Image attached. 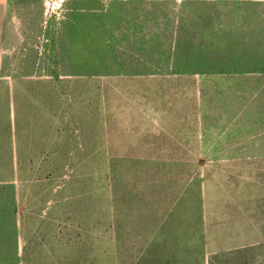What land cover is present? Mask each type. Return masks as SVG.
Here are the masks:
<instances>
[{"label":"rangeland","instance_id":"obj_1","mask_svg":"<svg viewBox=\"0 0 264 264\" xmlns=\"http://www.w3.org/2000/svg\"><path fill=\"white\" fill-rule=\"evenodd\" d=\"M10 22L0 264H264V0H39Z\"/></svg>","mask_w":264,"mask_h":264},{"label":"crops","instance_id":"obj_2","mask_svg":"<svg viewBox=\"0 0 264 264\" xmlns=\"http://www.w3.org/2000/svg\"><path fill=\"white\" fill-rule=\"evenodd\" d=\"M39 0H0V52L3 50H14L18 35L14 32L10 20H14L19 16L20 12L24 13L29 9L31 2ZM17 6V7H15ZM21 7L22 9H16Z\"/></svg>","mask_w":264,"mask_h":264},{"label":"built area","instance_id":"obj_3","mask_svg":"<svg viewBox=\"0 0 264 264\" xmlns=\"http://www.w3.org/2000/svg\"><path fill=\"white\" fill-rule=\"evenodd\" d=\"M56 7H59L60 8V4H59V6H58V4H56Z\"/></svg>","mask_w":264,"mask_h":264}]
</instances>
